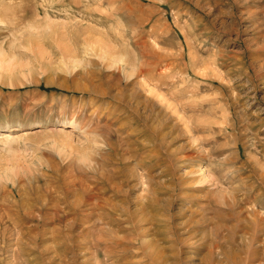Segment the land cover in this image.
<instances>
[{
    "label": "rangeland",
    "instance_id": "rangeland-1",
    "mask_svg": "<svg viewBox=\"0 0 264 264\" xmlns=\"http://www.w3.org/2000/svg\"><path fill=\"white\" fill-rule=\"evenodd\" d=\"M0 264H264V0H0Z\"/></svg>",
    "mask_w": 264,
    "mask_h": 264
},
{
    "label": "bare ground",
    "instance_id": "bare-ground-1",
    "mask_svg": "<svg viewBox=\"0 0 264 264\" xmlns=\"http://www.w3.org/2000/svg\"><path fill=\"white\" fill-rule=\"evenodd\" d=\"M201 168H202V167H201V165L199 164V165H198V167H197V169H195V170H194V171H192V172H197V173H198V172H201V171H202V170H201ZM201 175L203 176V174H201ZM202 176H201V177H199V178H200V180H202ZM197 178H198V177H197ZM203 178H204V176H203ZM196 197H197V196H196Z\"/></svg>",
    "mask_w": 264,
    "mask_h": 264
}]
</instances>
